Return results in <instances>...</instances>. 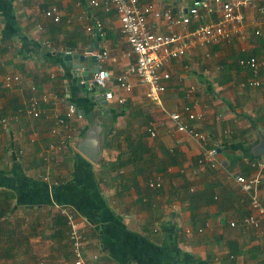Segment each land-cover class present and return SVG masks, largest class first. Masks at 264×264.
Wrapping results in <instances>:
<instances>
[{"label": "crops", "instance_id": "1", "mask_svg": "<svg viewBox=\"0 0 264 264\" xmlns=\"http://www.w3.org/2000/svg\"><path fill=\"white\" fill-rule=\"evenodd\" d=\"M90 1L0 0V118L17 114L32 95L31 86L57 96L40 118L18 115L7 128L0 126V259L75 264L60 211L69 206L87 232L94 264H264V224H245L254 213L251 196L230 176L260 174L254 193L264 205V166H253L264 160L255 150L264 134V87L249 86L252 74L239 62L257 57L264 78V0H253L257 6L244 10L240 34L192 47L167 62L163 70L170 78L158 102L130 72L136 57L115 7L106 10ZM194 1L141 4L186 15ZM53 4L61 11L59 22L46 16ZM218 18L214 11L187 27ZM96 20L103 31L89 32ZM148 26L162 33L186 27L154 15ZM103 50L109 57L98 65L110 72L106 87L92 83L97 71L90 79L75 77L61 56L91 57ZM8 73L22 74L23 82L7 88ZM124 73L130 91L116 80ZM106 91L114 97L107 98ZM121 97L126 102L120 103ZM70 102L83 117L54 134L56 114H65ZM187 106L196 118L188 117ZM175 111L182 123L217 144L224 165L200 162L206 150L189 131L178 129L171 117ZM97 129L101 149L93 160L79 143ZM65 135L66 148L51 149ZM151 178L160 179L162 187L151 188Z\"/></svg>", "mask_w": 264, "mask_h": 264}, {"label": "built area", "instance_id": "2", "mask_svg": "<svg viewBox=\"0 0 264 264\" xmlns=\"http://www.w3.org/2000/svg\"><path fill=\"white\" fill-rule=\"evenodd\" d=\"M95 6L102 5L106 10L112 6L115 7L121 20V31L126 38L131 52L136 57V63L130 69L139 75L140 80L148 85V96L152 101H160L161 94L167 89L166 80L170 78V73L163 70V66L170 60L185 56L187 52L195 46H204L221 41L232 39L233 36L240 34L245 20L244 10L249 6H257L253 0H195L189 8L188 14L173 15L170 10H155L151 4L142 5L141 0H91ZM214 11L219 13V18L214 22L199 23L196 27L188 28L192 20H205L210 13ZM46 16L55 22L61 21V11L55 4L50 5L46 10ZM164 17L172 24H182L185 29L181 32H156L148 26V16ZM104 25L100 20H96L87 26L89 32H102ZM108 50L97 53L96 58L99 62L108 59ZM240 64L249 69L251 77L248 85L252 87H264V78L260 77L262 63L255 56L240 58ZM110 79V72L106 68H99L93 75L92 83L106 87ZM24 77L19 73H8L5 76L4 85L10 88L23 82ZM119 85L127 91L132 89L128 81V74L124 73L116 77ZM32 95L24 106L20 107L14 116H4L0 119V126L7 128L10 121L18 115H27L34 118H40L45 112L44 105L57 100L56 95L47 92L40 93L36 86H31ZM105 95L111 99L114 97L112 91H106ZM120 103L126 102L125 97L119 99ZM188 117L196 118V114L186 107ZM83 117L76 104L70 102L65 114H56V123L52 129L54 134L65 129L70 119ZM171 117L178 122L180 131H189L206 150L205 158L212 168L224 165V161L219 158V148L217 144L212 145L210 137L202 131H197L187 124L182 123L181 113L172 112ZM152 135L155 134L150 129ZM69 137V134H68ZM66 135L61 139L58 145H51V149L60 150L66 148ZM22 151H20L21 153ZM48 160V156H44ZM253 166L263 167L264 160L253 163ZM230 176L240 185L244 192L251 196V206L254 213L244 218L245 224L260 228L264 224V205L260 202L254 191L261 183L260 174L246 176L238 173H230ZM149 186L154 189L162 187L160 179L149 180ZM61 213L66 217L69 227V241L75 264H94L87 254L88 236L85 228L81 225L78 214L69 206H62ZM234 225L235 223L232 222ZM0 264H4L0 259Z\"/></svg>", "mask_w": 264, "mask_h": 264}, {"label": "water", "instance_id": "3", "mask_svg": "<svg viewBox=\"0 0 264 264\" xmlns=\"http://www.w3.org/2000/svg\"><path fill=\"white\" fill-rule=\"evenodd\" d=\"M61 56L65 61V65L71 68L72 74L77 76H84L90 79V74L98 71L100 66L95 55L88 57L80 52H62ZM90 61V62H89ZM89 62V65L87 64ZM96 84V83H94ZM79 148L87 156L93 160L99 158V151L101 149L100 139L98 136V129L92 130L80 143ZM257 153L264 155V134H261L260 144L255 148Z\"/></svg>", "mask_w": 264, "mask_h": 264}, {"label": "trees", "instance_id": "4", "mask_svg": "<svg viewBox=\"0 0 264 264\" xmlns=\"http://www.w3.org/2000/svg\"><path fill=\"white\" fill-rule=\"evenodd\" d=\"M1 119V118H0ZM67 223V222H66Z\"/></svg>", "mask_w": 264, "mask_h": 264}]
</instances>
